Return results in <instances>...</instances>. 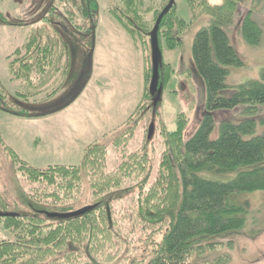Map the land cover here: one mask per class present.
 <instances>
[{"label": "trees", "instance_id": "trees-1", "mask_svg": "<svg viewBox=\"0 0 264 264\" xmlns=\"http://www.w3.org/2000/svg\"><path fill=\"white\" fill-rule=\"evenodd\" d=\"M18 1L22 4L27 0ZM28 1L33 5L25 8L23 13L27 15L30 11L40 13L42 5L47 3V0ZM170 1L111 0L105 10L134 42L151 47L150 55L148 52L145 56L144 103L112 133L115 136L125 130L114 139L115 151L122 155L115 171L105 172L109 154L106 135L85 148L81 164L47 168H36L22 160L0 136V146L12 157L23 176L43 191L40 195L43 201L55 205L76 204L84 195L86 185L92 199H96L126 184L149 179L151 163L147 154L127 151L132 136V127L127 126L141 108L147 107L145 101L150 102L155 97V103L159 97L157 91L156 95L150 92L154 71L151 34ZM186 1L193 12V21L203 16L209 18L207 27L194 38L192 48L195 65L207 90V115L200 128L192 138H184L188 126L184 114L174 132L162 130L165 149L157 178L149 189L142 188L130 206L119 211L118 217L112 201H108L98 202L85 215L72 219H49L41 213L24 216L18 212L16 218H0L15 237L0 241V264H119L122 260L121 264H229L232 254L221 252L225 248L233 251L238 235L246 234L255 240L264 233L260 223L247 227L251 206L239 200L246 194L264 193V131L260 132L264 120L222 123L217 137L214 136L217 126L214 112L245 105L244 111L254 116L258 107H264V69L259 80L241 84L226 95L231 88L228 80L232 69L244 67L226 30L246 12L239 31L248 42L259 43L262 30L253 16L259 13L263 0L251 3L249 0H222L220 5L210 0ZM58 2L63 8L55 6L51 0L40 16V27L33 26L38 23L34 19L27 43L15 51L9 62L12 80L19 82L16 93L19 99L30 100L37 96L41 100L50 99L78 77L72 47L74 34L82 29L75 25L78 18L89 20L85 38L91 37L92 46L95 12L100 9V0ZM56 8L62 16L55 15ZM168 11L157 35L160 46L164 41L168 49L173 50L181 47L190 25L178 15L176 0ZM53 19L62 22L57 23L62 28L53 23ZM66 29L69 34L65 37L62 31ZM173 70L160 62L159 89H165L171 82ZM0 98L2 103L1 95ZM1 103L0 109L13 113ZM8 207L0 192V212L4 213ZM127 230L145 237L142 243L147 255L143 258L124 257ZM215 252L217 255L212 259Z\"/></svg>", "mask_w": 264, "mask_h": 264}, {"label": "rangeland", "instance_id": "rangeland-1", "mask_svg": "<svg viewBox=\"0 0 264 264\" xmlns=\"http://www.w3.org/2000/svg\"><path fill=\"white\" fill-rule=\"evenodd\" d=\"M58 1L52 0V4L63 8ZM110 1L100 0V9L95 12L96 30L92 37L93 43L95 37L96 41L93 49V43L90 45L91 37L85 38L90 28L89 20L78 18L75 21L76 26L82 27L76 31L72 41L74 70L78 73L75 81L60 89L50 99L41 100L37 96L26 100L16 97L19 82L12 80L9 62L14 58L15 51L27 43L34 19L38 23L33 26L40 27V16L51 0H47L45 6L42 5L40 13L30 11L28 15L23 13L27 6L33 5L28 0L22 4L18 0H0V95L3 98L2 103L0 98V103L13 111L11 114L0 109V136L5 145L33 167L79 165L83 161L85 148L100 140L103 135H106L109 152L105 172L115 171L122 160V155L115 151L114 139L125 130H119L121 132L115 136L112 133L131 118L144 100L145 56L148 52L150 55L151 47L134 42L125 28L105 11ZM210 2L220 5L222 0ZM176 9L178 15L190 26L181 47L169 50L164 41L161 42L162 47L159 44L163 63L174 68L171 82L165 89H161L156 104L153 103L155 97L150 102L145 101L147 107L141 108L127 126L132 127L127 151L147 154L151 163L149 179L146 182L126 184L96 199H92L86 185L79 203L55 205L41 199L43 191L40 192L37 184L23 176L12 157L0 146V192L9 204L6 213L18 212L24 216L39 213L44 216L50 213L67 214L86 206H95L98 202L112 201L118 217L119 211L130 206L142 188L149 189L152 186L158 176L160 159L165 149L162 130L174 132L180 116L185 114L188 126L183 137L190 139L207 115V90L195 65L192 48L194 38L207 27L209 18L203 16L193 21V12L186 0H176ZM258 11L253 17L262 30L259 43L248 42L239 31L246 12L226 30L236 54L244 62V67L232 69L228 80L231 88L226 95H230L241 84L261 78L264 69V0ZM54 12L62 16L60 9L56 8ZM53 20L55 24H62ZM62 32L65 37L69 34L68 29ZM246 108L242 105L230 111L214 112L217 124L214 136L217 137L222 123L241 124L248 119L264 120V107H258L254 116L244 111ZM152 124L154 129L150 136ZM262 131L264 125L260 129ZM239 200L251 206L247 227L260 223L264 228V193L246 194ZM127 232L124 233L125 242L128 243L124 248V257L130 260L135 256L143 258L147 255V252L144 254L145 243H142L145 237L142 238L138 232ZM13 236L0 220V241L14 240ZM225 253L232 254L229 264H264V233L255 240L246 234L238 235L233 251L225 248L221 254ZM216 255L217 252L213 253L211 258L214 259Z\"/></svg>", "mask_w": 264, "mask_h": 264}, {"label": "water", "instance_id": "water-1", "mask_svg": "<svg viewBox=\"0 0 264 264\" xmlns=\"http://www.w3.org/2000/svg\"><path fill=\"white\" fill-rule=\"evenodd\" d=\"M175 4V0H171L168 7L165 8L163 11V13L160 15L159 19L157 20V25L154 29V31L152 32V40H151V46H152V58H153V61H152V64H153V76H152V83L150 85V92L155 95L156 91L160 94L161 93V88L159 89L158 86H159V66H160V62L162 61V52H161V49H160V46H159V37H158V30H159V26H160V22L162 20V18L164 17V15H166L173 6ZM95 37V35H94ZM95 41H96V37L94 39V43H93V47L92 49L94 48L95 46ZM95 50V49H94ZM157 102V101H156ZM155 102V104H156ZM151 130H150V136L153 132V129H154V125L152 124L151 126ZM95 208V206H86L85 208L83 209H80V210H77V211H74L73 213H62V214H56V213H50L47 215V217L49 219L51 218H59V219H72L74 217H77V216H82V215H85L88 211H90L91 209ZM18 216V213L16 214H13V213H2L0 212V218L4 219V218H16Z\"/></svg>", "mask_w": 264, "mask_h": 264}, {"label": "crops", "instance_id": "crops-1", "mask_svg": "<svg viewBox=\"0 0 264 264\" xmlns=\"http://www.w3.org/2000/svg\"><path fill=\"white\" fill-rule=\"evenodd\" d=\"M105 134H106V133H105ZM103 136H104V135H103ZM103 136H102V137H103ZM96 140H97V139H96ZM94 141H95V140H94Z\"/></svg>", "mask_w": 264, "mask_h": 264}]
</instances>
